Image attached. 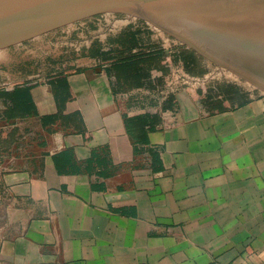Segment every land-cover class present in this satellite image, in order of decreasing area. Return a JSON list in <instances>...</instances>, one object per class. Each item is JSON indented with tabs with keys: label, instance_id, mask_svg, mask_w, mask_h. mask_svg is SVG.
Wrapping results in <instances>:
<instances>
[{
	"label": "crops",
	"instance_id": "0c3cea01",
	"mask_svg": "<svg viewBox=\"0 0 264 264\" xmlns=\"http://www.w3.org/2000/svg\"><path fill=\"white\" fill-rule=\"evenodd\" d=\"M78 58L0 119V264H264V94L159 97Z\"/></svg>",
	"mask_w": 264,
	"mask_h": 264
},
{
	"label": "rangeland",
	"instance_id": "374dc122",
	"mask_svg": "<svg viewBox=\"0 0 264 264\" xmlns=\"http://www.w3.org/2000/svg\"><path fill=\"white\" fill-rule=\"evenodd\" d=\"M160 2L151 20L101 13L1 49L0 116L13 89L53 77L63 64L62 71L76 70L69 64L89 52L132 63L129 79L147 82L157 72L159 97L166 89L201 90L233 104L264 94V0ZM98 59L114 76L112 63ZM7 226L0 217V239Z\"/></svg>",
	"mask_w": 264,
	"mask_h": 264
},
{
	"label": "water",
	"instance_id": "95a60500",
	"mask_svg": "<svg viewBox=\"0 0 264 264\" xmlns=\"http://www.w3.org/2000/svg\"><path fill=\"white\" fill-rule=\"evenodd\" d=\"M160 1L0 0V50L101 13L121 12L151 20L150 11L164 6Z\"/></svg>",
	"mask_w": 264,
	"mask_h": 264
},
{
	"label": "trees",
	"instance_id": "16d2710c",
	"mask_svg": "<svg viewBox=\"0 0 264 264\" xmlns=\"http://www.w3.org/2000/svg\"><path fill=\"white\" fill-rule=\"evenodd\" d=\"M111 54L109 53H103L101 52H96V53H90L89 52V56L90 57H103L104 61H106L107 63H112L111 67L116 69V72L114 74V77L116 79V81L120 84L126 87V89H130L131 87H140L142 85V81L139 80V76L138 79H129L127 73L129 72V70L127 69L129 66L132 65L128 64V65H123L122 60L119 61V59L116 58H112L110 57ZM144 57V56H143ZM147 58H150L149 56H147ZM128 61H133V60H128ZM51 85H52V80H50ZM62 81V80H59ZM61 87V86H59ZM29 87H17L15 89H13L9 94L6 95L7 97V103H6V107H5V111L3 113L2 116H0V119L2 120H9L11 118H15V117H23V116H27V115H31L33 114L34 110H33V105L30 102L29 99Z\"/></svg>",
	"mask_w": 264,
	"mask_h": 264
}]
</instances>
